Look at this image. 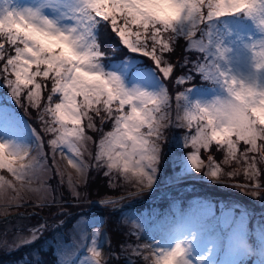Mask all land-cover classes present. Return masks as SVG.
Instances as JSON below:
<instances>
[{"label":"snow or ice","instance_id":"obj_1","mask_svg":"<svg viewBox=\"0 0 264 264\" xmlns=\"http://www.w3.org/2000/svg\"><path fill=\"white\" fill-rule=\"evenodd\" d=\"M44 8L58 16L45 15ZM221 17L247 18L261 32L260 39L246 45L251 52L250 71L233 68V48L225 45L221 33L212 27ZM101 36L111 43L106 44ZM180 40L185 41V55L174 62L171 55ZM193 50L200 54L198 59L188 54ZM121 51L124 57L119 70H110L109 53L119 55ZM127 53L149 58L153 72L146 73ZM197 77L218 87L219 92L210 99L190 100L193 88L179 89ZM149 79L157 81L155 87L143 83ZM0 84L10 89L18 104L26 100L37 111L42 131L49 137L53 166L59 151L81 176L95 170L109 185L114 174L138 190H150L163 159L164 133L175 126L187 130L183 147L192 148L184 157L187 166L181 170L185 174L200 172L204 166L201 153L207 152L211 170L205 176L218 178L222 168L213 151L222 152L225 165L242 167L251 196L264 199L260 192L264 169L259 167L264 164V0H41L35 7H11L9 0H3ZM169 84L178 89L174 94ZM108 123L111 130L103 132ZM32 131L39 159L32 157L22 142L0 141V169L22 184L30 182L37 170H46L43 137L36 129ZM89 132L101 135L94 139ZM89 141L96 146L95 153H89L91 163L84 158ZM238 174L240 168L227 173L230 178ZM69 185V194L79 200L81 185L72 181ZM5 186L14 190L0 176V188ZM82 186L87 188V182ZM234 187L247 189L249 185ZM99 203L114 201L102 198ZM214 214L212 204L199 202L164 231L162 239L153 237L143 244L122 241L118 247L123 255L110 253L109 258H122L124 264H247L251 251L247 213L241 211L236 217L233 209L221 207L225 226L234 223L226 237L208 235L204 220ZM63 215L62 210L54 213L55 217ZM65 223L63 219L51 225L41 221L28 229L27 235L19 236L12 247L19 250L36 245L49 228L55 232ZM132 229L128 236L136 238L139 224L134 223ZM98 236L94 230L88 256L81 264H107ZM260 239L264 241V233ZM0 247L9 245L0 241ZM36 264L44 262L37 259Z\"/></svg>","mask_w":264,"mask_h":264},{"label":"rangeland","instance_id":"obj_2","mask_svg":"<svg viewBox=\"0 0 264 264\" xmlns=\"http://www.w3.org/2000/svg\"><path fill=\"white\" fill-rule=\"evenodd\" d=\"M40 3L41 0H9V6L11 7L25 4L35 7ZM2 6L3 0H0V7ZM42 11L45 15L58 16V13L53 12L49 8H44ZM212 27L221 33L225 45L233 48L232 53H230L233 68L236 70L243 69L246 72L250 71L251 52L246 45L260 39L262 35L254 22L248 26L235 17H221L214 21ZM180 41L181 46L180 48L177 47L178 52L176 53V48L175 54L171 55L174 62V58L177 56L179 57L182 54V59L185 55V41ZM188 54L192 59L200 57V54L194 50ZM132 55L136 59L137 64L146 73L153 72L154 66L150 65L149 58L143 57L140 54ZM175 55L176 57H174ZM110 57L113 56L109 54V59L107 60L108 68L110 70H119L121 64V60L119 59L121 58L111 60ZM145 65L148 67H145ZM143 83L147 86L155 87L157 81L149 79ZM169 88L173 94L178 90L175 85L171 84H169ZM184 88H193V92L190 95V100L193 101L210 99L214 92H219L218 87L213 88L211 85L200 87L189 83L181 86L179 90H183ZM175 105L176 102L173 95V119L175 117ZM17 107L20 110H16ZM97 127H100L98 121ZM12 128H19L25 133L32 144L31 156L37 157V159L39 157L36 151V139L32 130L36 129L40 132L45 143L43 151L47 154L43 159L46 170H37L30 182L26 180L22 184L12 174L8 173L6 169H0V176L14 186V190L7 186L0 188V241H6L9 245L7 248L0 247V264H36L37 259L42 260L44 264H53V262H57L58 264L60 260L61 264H81V261L88 256L87 246L90 245L91 235L94 230L99 232L97 244L101 248L103 253L102 258L107 260V264H124L122 258L119 261L109 258L110 253H115L118 256L123 255L119 252V244H114V241L110 239L109 229L113 225L110 221L115 219L110 213L119 218V223L115 226L122 230L125 229L127 237L124 241L131 240L132 243L143 244L149 243L153 237L156 240L162 239V233L169 227L179 223L182 220V214L190 206L199 202H208L215 207V214L208 216L204 220V224L208 229V235L211 236L219 235L223 237V232H226V237L234 227V223L225 226L224 219L221 217V207L225 210L233 209L236 217H239L241 211H245L247 213V229L249 232V245L251 247V251L247 257V264H249L253 255V264H260V261L264 259V241L260 239L261 233H264V219H262L264 217L260 216V218L257 217V220L256 218L253 219L256 214H264V208L261 211H254L249 204H244L240 199L245 196L252 197L250 194L252 190L251 185L244 178L242 167L237 164L225 165L223 163V153L214 150L213 155L222 168V174L218 178L214 179L209 175L206 177L212 181H207L206 179L199 180L198 178L201 176L204 166L200 172L193 170L190 174H185L181 170L182 167L187 166L184 157L192 151L191 147H183V137L186 134V129H179L173 126L165 131L164 139L161 142L163 159L157 181L150 190H138L134 184L126 182L114 174L111 185L95 170L89 171L86 176H81L67 164L66 159L62 158L59 151L55 153V163L53 166V152L47 147L49 137L42 131V125L37 119V111L29 107L26 100L18 104L11 96L10 89L0 84V132ZM108 130H111V123L105 124L102 128L103 132ZM4 133L9 134L7 132ZM88 134L93 136L94 139H98L101 132H89ZM95 151V144L89 141L87 151L84 153L86 162L91 163L89 153L94 154ZM207 154V152L201 153L202 157ZM27 162V160L24 161V163ZM206 164L207 162H204V165ZM260 165L259 167H261ZM13 166L17 167L18 165L14 164ZM237 168H240L241 174L230 178L227 173ZM210 170L208 165L205 172H210ZM177 175L180 177L179 181H177ZM98 179H100V183L102 182L101 184H106L108 188L113 190L111 193L104 195L103 198L111 199L114 203L101 205L99 200L102 198H90L91 185L95 184ZM69 181L81 185L78 188L80 192L79 200L74 199L69 194ZM85 181L87 182V188L82 186ZM260 182L264 184L263 174L260 177ZM204 184L213 185L233 196L223 198L211 195L208 193L207 188L203 186ZM236 184L249 185V187L247 189L237 188L234 187ZM221 186L225 187V189H221ZM137 191L139 192L138 195H130V193ZM260 192L264 195V188H261ZM190 196L195 197L188 199L187 197ZM180 197L188 199L184 200L185 204L182 203V200H178ZM168 200H173L172 207H167L162 216L158 214L159 212L162 213L158 206L141 207V204L148 205L152 202L153 204H158L160 201L166 202ZM42 203L44 206H39ZM127 207H131L132 209H126ZM34 209L39 212L35 213ZM61 210L66 215L55 217L54 213ZM94 211L96 214H94ZM81 217L82 219H80ZM58 219H63L66 223L58 231L53 232V235L46 238L43 249L41 246H37L40 241L36 245L20 248L19 250H14L12 247L19 236L27 235V230L32 226L45 220L51 225ZM122 219L124 223L121 225L120 221ZM134 223L139 224V229L135 230L137 231L136 238L128 236V231L132 229ZM62 229L65 231H62ZM46 234L47 231L41 239L46 237ZM85 236L87 238L82 239ZM36 253L40 254L39 257L35 255ZM14 256L18 257V259L14 261L8 260V258Z\"/></svg>","mask_w":264,"mask_h":264},{"label":"trees","instance_id":"obj_3","mask_svg":"<svg viewBox=\"0 0 264 264\" xmlns=\"http://www.w3.org/2000/svg\"><path fill=\"white\" fill-rule=\"evenodd\" d=\"M238 20H240L243 24L248 25V26L253 24V22L251 20H249L247 18H244V17H241ZM101 39L104 40L106 42V44H110L111 43V41L110 40H107L106 37H104V36H101ZM180 42H179V44L177 46L178 48H180V46H181L180 44L182 42L181 43ZM178 48H177L176 53L178 52ZM109 54L111 56H113V57H110L111 60H115V58H122V57H124V51H121L119 55H112L111 53H109ZM173 54H175V52ZM127 57L128 58H133V55L131 53H127ZM174 57H176V55ZM181 57H182V54L179 57L177 56L176 58H174V60L175 61L180 60ZM171 59H172V56H171ZM119 60H121V59H119ZM119 60H117V61H119ZM148 62H146L147 65H149V63H150V65L152 64L151 61L149 63ZM147 65H145V67H148ZM191 84H193L195 86H200V87H205V86L210 85L209 83H206V82L202 81L200 78H197V80L191 82ZM207 155H204L203 156V159H204V161L207 162V164H209V162L207 160ZM260 166H261L262 169H264V164H261ZM207 168H208V165H204L203 170H202L201 177H203V175H204L205 171L207 170ZM263 176H264V174H263ZM99 180L100 179H98V181H96L95 184H92L91 185V189H90V193H91L90 198L91 199L103 198L104 195L109 194V193H111L113 191L112 189L108 188V186L106 184H101L102 182L100 183ZM203 186H205V188H207L208 193L211 194V195H215V196L223 197V198H227V197L233 196V195H230L229 193H227L226 191H223V190H220V189L214 187L213 185L204 184ZM245 197L240 198L244 204H249L254 211H257V210L258 211H261V210H263V208H264V200H261V199H258V198L247 197V196H245ZM164 205L165 204H163V203H161L159 205H157V204L155 205V207L158 206L161 209L162 213L161 212L158 213V214H161V216L164 214V209H163L164 208ZM149 207H151V206H149ZM110 215L113 216V218H115V219H112L110 221V222L113 223L112 227L109 229L110 239L112 241H114V244H117L118 245L122 241H124V239H126V237H127L126 236V232H125V229L122 230V229L117 228L115 226V225H117L119 223V218L116 215L112 214V213H110ZM63 216H60V217H63ZM260 216L261 217H264V214H262V215H257L256 214V215H254L253 219L256 218V220H257V217L260 218ZM253 219H252V221H253ZM262 219H264V218H262ZM120 223H121V225L124 223L123 219L120 221ZM53 232L54 231L52 229H49L47 231L46 237H44L43 239H41L40 242L37 244V246L39 245L43 249V245L45 244L46 238L48 236H50V235H53L52 234ZM17 259H18V257H16V260Z\"/></svg>","mask_w":264,"mask_h":264},{"label":"bare ground","instance_id":"obj_4","mask_svg":"<svg viewBox=\"0 0 264 264\" xmlns=\"http://www.w3.org/2000/svg\"><path fill=\"white\" fill-rule=\"evenodd\" d=\"M7 132L9 134H6ZM0 141H7V142H22L26 146H28L31 150L32 144L31 141L28 140L25 133L19 128H12L6 129L0 132Z\"/></svg>","mask_w":264,"mask_h":264}]
</instances>
